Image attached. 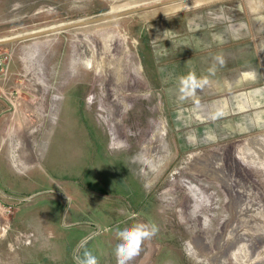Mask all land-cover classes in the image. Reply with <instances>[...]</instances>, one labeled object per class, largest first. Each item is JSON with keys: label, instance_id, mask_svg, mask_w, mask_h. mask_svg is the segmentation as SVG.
Instances as JSON below:
<instances>
[{"label": "rangeland", "instance_id": "obj_1", "mask_svg": "<svg viewBox=\"0 0 264 264\" xmlns=\"http://www.w3.org/2000/svg\"><path fill=\"white\" fill-rule=\"evenodd\" d=\"M153 1L0 0V38ZM13 46L0 101L20 108L10 145L28 130L31 162L21 141L0 161V264H76L84 248L116 264L132 213L159 231L130 264H264V0H185ZM191 71L210 83L185 95Z\"/></svg>", "mask_w": 264, "mask_h": 264}, {"label": "clouds", "instance_id": "obj_2", "mask_svg": "<svg viewBox=\"0 0 264 264\" xmlns=\"http://www.w3.org/2000/svg\"><path fill=\"white\" fill-rule=\"evenodd\" d=\"M234 38H238V36ZM214 60L221 66L225 63L224 57L221 54L216 55ZM216 70V64L214 63L207 69V72L209 75H214ZM209 75L198 78L195 72L191 71L187 76H182L180 78V92L185 95L194 94L196 89L203 88L210 83ZM244 75L252 80L257 78V73L254 70L246 72ZM257 91L264 92V89ZM181 98L183 99V95ZM223 114L222 112H217L213 119ZM205 138L211 140L214 139V136L206 133ZM135 218V213L130 214L129 219H133L135 222L116 229L115 235L118 240V243L114 247L116 264H130L140 254L144 242L152 239L159 231L158 226L154 222H145ZM81 247H83V244ZM74 259L76 264H99L97 255L87 248H84L82 254L75 256Z\"/></svg>", "mask_w": 264, "mask_h": 264}, {"label": "crops", "instance_id": "obj_3", "mask_svg": "<svg viewBox=\"0 0 264 264\" xmlns=\"http://www.w3.org/2000/svg\"><path fill=\"white\" fill-rule=\"evenodd\" d=\"M18 50H20V49L17 46H13L12 48H10V62H11V64H13L14 68L16 67L14 65V63L16 62V59L18 58V54H19ZM10 62H9L10 74L6 75L5 77L1 76L3 79L0 78V85L2 87L14 84V81L12 78H13V73H15L14 72L15 69H12ZM7 103L8 104L11 103V100L10 101L8 100L7 102H1L0 101V142H1L0 154L2 157V158L0 157V161L3 160L4 163L7 164V162L5 161V158H7L6 157V154H7L6 151H10V152H8V157H9V159H11L10 161H12V158H13L12 154L14 152V147L16 145V142L21 141L23 143V147H22L23 150H27V151H22L21 149H17L18 153L16 156L20 161L24 162V164L29 163V162H31V154H29V152L31 153L30 139L27 137L23 138V136H25V134L27 136H29L28 130L23 132V135L21 134L22 135L21 137L17 138V141H15L14 145L13 144L10 145V142H12L11 138L14 136V133H16L18 131V130L16 132L14 131V133H13V129H14V127H16V125L19 126V122L21 119L19 120V109L20 108H17L15 105L10 106ZM21 117L23 118V115H21ZM6 140H7V145L5 147L4 142H6Z\"/></svg>", "mask_w": 264, "mask_h": 264}, {"label": "water", "instance_id": "obj_4", "mask_svg": "<svg viewBox=\"0 0 264 264\" xmlns=\"http://www.w3.org/2000/svg\"><path fill=\"white\" fill-rule=\"evenodd\" d=\"M181 1H185V0H155L145 5H142V4L132 5V6L119 8L113 11H105V12L98 13V14H95L89 17H84V18H80V19H76L72 21L57 23L54 25H50L48 27L35 29L32 31H28V32L8 36V37H3V38H0V45L9 44V43L16 42V41L27 40V39L39 37V36L46 35V34L57 33V32L64 31L66 29L81 27V26H85L89 24L98 23L101 21L111 20V19H115L121 16L131 14V13L146 10L148 8H154V7L168 5V4L177 3Z\"/></svg>", "mask_w": 264, "mask_h": 264}, {"label": "built area", "instance_id": "obj_5", "mask_svg": "<svg viewBox=\"0 0 264 264\" xmlns=\"http://www.w3.org/2000/svg\"><path fill=\"white\" fill-rule=\"evenodd\" d=\"M9 60H10V53L5 51H0V71L3 72L6 71Z\"/></svg>", "mask_w": 264, "mask_h": 264}, {"label": "bare ground", "instance_id": "obj_6", "mask_svg": "<svg viewBox=\"0 0 264 264\" xmlns=\"http://www.w3.org/2000/svg\"><path fill=\"white\" fill-rule=\"evenodd\" d=\"M111 85H109V88L108 89L111 90V96L113 98L112 99V103H114L115 105H117V107L121 108V106L123 105V102L119 101L118 92H117L116 88H114V86H111Z\"/></svg>", "mask_w": 264, "mask_h": 264}, {"label": "trees", "instance_id": "obj_7", "mask_svg": "<svg viewBox=\"0 0 264 264\" xmlns=\"http://www.w3.org/2000/svg\"><path fill=\"white\" fill-rule=\"evenodd\" d=\"M144 42H146L145 36L144 35L138 36V38H137V45H139V44H141V46L146 45V44H144ZM142 53H143V49L141 48V50H140L141 57H142Z\"/></svg>", "mask_w": 264, "mask_h": 264}]
</instances>
